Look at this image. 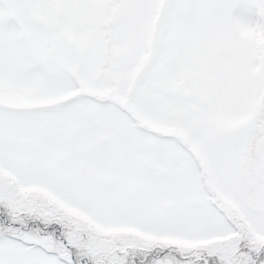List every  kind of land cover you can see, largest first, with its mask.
<instances>
[{"label": "snow or ice", "instance_id": "6c2138e0", "mask_svg": "<svg viewBox=\"0 0 264 264\" xmlns=\"http://www.w3.org/2000/svg\"><path fill=\"white\" fill-rule=\"evenodd\" d=\"M0 264H264V0H0Z\"/></svg>", "mask_w": 264, "mask_h": 264}]
</instances>
